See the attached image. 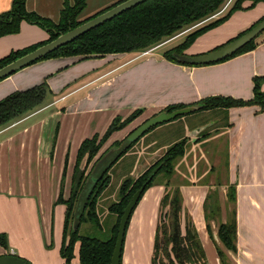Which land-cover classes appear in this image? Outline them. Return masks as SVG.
Here are the masks:
<instances>
[{"label": "crops", "instance_id": "0c3cea01", "mask_svg": "<svg viewBox=\"0 0 264 264\" xmlns=\"http://www.w3.org/2000/svg\"><path fill=\"white\" fill-rule=\"evenodd\" d=\"M12 3L13 0H0V14L9 11ZM63 3L64 0H26V8L55 20L60 16ZM249 5L250 2L245 6ZM227 8L221 12L224 13ZM221 12L214 17L225 15ZM263 18L264 2L236 11L225 23L205 33H217V40L211 38L198 44L199 48H194L193 44L185 53L198 55L214 50L249 30ZM182 34L146 52L109 54L89 59L72 56L44 59L0 81V100L15 91L26 90L43 82H47L53 97L38 110L0 130V148L15 145L24 157H15L10 162L13 163L10 168L3 160L6 155L0 152V233L7 234L9 244L8 249L0 245V255L15 254L33 264H41L31 253L28 254L26 247H18L16 237L12 235L14 230L22 233L23 229L30 228L35 202L33 195L38 194L36 185L29 187L23 181H13L14 172L26 171L31 176L46 167L44 175L50 174L48 177L51 179L53 172L63 162L64 166L58 170V174L61 173L57 198L55 195L57 201L63 180L72 178L83 140L96 133L103 135L115 118H126L135 110H142L137 119L112 135L123 140L127 137L122 136L125 131L170 105L183 103L189 106L215 96L243 99L253 96L254 78L264 76V36L257 39L255 49L231 59L211 65L189 66L168 60L164 57L166 50H162L168 42ZM48 37L44 28L23 20L19 33L0 37V59L11 51L37 44ZM262 89L264 91V83ZM223 111L227 116L226 126L221 130L218 127L216 134H209L206 138L198 139L199 136L192 135L194 130L191 132V129L199 126L190 128L184 118H179L159 125L142 139L150 137L149 145L155 146L160 134L172 131L183 123L182 138H188V146L185 155L177 160L176 171L180 170L181 177H186L179 186L183 196L184 217L188 214L193 220L208 263L221 264L217 246L208 230L204 205L211 189L220 190L222 199L219 203L223 201L221 210L226 211L228 186L216 187L213 181L198 182V176L206 178L208 172L200 175L198 171H193L195 173L190 177L180 164L188 166L191 163V167H194L204 162L219 163L220 155L215 154L214 161L208 151L213 150V141L224 135L227 157L224 178L233 187L237 217V250H226L227 259L232 260L231 264H264V110L259 106H243ZM218 124L219 121H212L204 130L207 126ZM7 133H10L9 137L4 138ZM14 135L20 136V140L12 138ZM169 142L160 145L162 147L148 156L147 160L156 161L164 154L162 151ZM25 161L27 164L19 168ZM143 164L145 162L138 164L134 173ZM216 174L220 176V172ZM170 182L173 183L172 180ZM166 191L164 184H154L139 201L126 231L122 264H152L160 202ZM55 205L63 208L65 216V205L56 202ZM226 218L227 215L223 213V222ZM184 222L185 218L183 227ZM211 227L217 239V226ZM61 245L62 241L59 251Z\"/></svg>", "mask_w": 264, "mask_h": 264}, {"label": "trees", "instance_id": "16d2710c", "mask_svg": "<svg viewBox=\"0 0 264 264\" xmlns=\"http://www.w3.org/2000/svg\"><path fill=\"white\" fill-rule=\"evenodd\" d=\"M122 1L124 0H119L108 8L82 19L83 12L88 5V0H64L59 21L56 22L50 18L42 17L35 12L28 11L26 8V0H13L11 9L0 14V37L19 33L23 20L44 28L48 32L49 37L37 44L11 51L8 55L0 59V68L56 39L62 33L68 32ZM245 1L247 0H236L225 15L194 30L183 42L172 49L166 50L164 52V57L173 62L183 64L177 56H186V50L193 45L198 37L225 23L236 11L249 9L260 2H264V0H248L250 1V5L245 6ZM226 2L227 0H146L78 37L74 41L60 47L38 61L54 57L72 56L87 59L104 57L109 54L146 52L158 47L188 29L208 21L223 10V6ZM249 30L239 34L236 38ZM262 34H264V32ZM256 46L257 39L223 61L253 50ZM263 83L264 76H256L254 78V93L249 99L233 98L231 96H215L204 98L197 104H204L202 110L218 108L227 110L232 107L243 106H259L261 110H264ZM48 93L49 86L47 82H43L26 90L15 91L1 99L0 130L41 108ZM185 106L187 105L183 103L173 104L168 106L165 110L172 112ZM141 113L142 110H135L124 119L123 122H121L122 118H115L102 136L101 140L104 142H101V140L99 142L100 134L96 133L94 136L86 138L81 143L71 178L70 196L67 200H64L61 191L57 201L58 204L65 205L64 232L60 248V254L65 260V264H71L75 256L74 250L77 243L79 244V260L81 264H111L112 255L117 242L120 220L125 207L138 189L144 184H147L144 191L145 193L156 183V179L162 173L168 176L164 183L167 187V191L160 202V217L154 237L152 264H209L205 249L193 220L188 214L184 217L183 196L180 188L169 189L172 174L175 172L176 161L185 155L188 138H183L173 144L162 158L145 170L144 173L140 174V176L127 177L121 183L119 188L120 197L109 207V214L115 215L117 218L115 225L112 226L109 231L108 220L104 221L101 219L97 204L102 194L110 186V170L139 140L133 143L94 187L88 198L80 225L78 228H74L76 206L89 176L92 174L101 158L111 149L121 146L124 139L122 141H116L111 148L101 155L88 173L87 168H81L84 158H86L88 166L89 163L97 157L105 141L116 131L131 124ZM180 117L182 116L174 120ZM155 128H152L150 131ZM202 133L203 134H200L201 136H199L198 139L206 138L209 135L208 133H204V131ZM63 181H65V179ZM231 190L233 191V187H231ZM230 197L233 201L235 200L234 191ZM209 199L208 196L205 200L207 209L209 208ZM213 204L212 213L216 211L219 212L221 209L219 201L214 200ZM184 218L185 222L183 227ZM206 219H209L208 212L206 214ZM129 223L130 220L127 228ZM83 224H89L90 227L101 236L81 234L80 230ZM208 230L211 234V238L214 239L210 224H208ZM218 237L227 250H237V217L235 210L232 211V216L229 217L227 221L220 224ZM0 245L8 249L9 244L6 233H0ZM217 251L221 264H228L226 260V251L221 248H218Z\"/></svg>", "mask_w": 264, "mask_h": 264}, {"label": "rangeland", "instance_id": "374dc122", "mask_svg": "<svg viewBox=\"0 0 264 264\" xmlns=\"http://www.w3.org/2000/svg\"><path fill=\"white\" fill-rule=\"evenodd\" d=\"M73 1V0H71ZM119 0H88V5L86 9L83 12L82 19L86 17H90L103 9L108 8L110 5L116 3ZM236 0H227L226 4L223 6V10L228 6L226 11L222 14H226L228 10L234 5ZM250 1H245L244 5L248 4ZM218 16H223V15H218ZM217 16V17H218ZM60 18V16H59ZM59 18L55 19L54 21L58 22ZM220 18V17H219ZM218 18L213 17L212 19L210 18L208 21L203 22L200 25H197L195 27H192L187 30V32H183L181 37L177 38L176 40H173L171 42H168L162 50H168L174 48L176 45L180 44L183 42L186 37L192 33L194 30L201 28L205 26L206 24L216 20ZM216 34V35H213ZM209 33L207 35L203 34L200 37L196 39V41L193 43L194 48L196 46H200L198 44H201L202 42L208 41L209 39L213 38L214 40H217V33ZM261 36H264L262 34ZM260 36V37H261ZM259 38V37H258ZM257 38V39H258ZM199 48V47H198ZM89 59V58H88ZM52 95L51 93H48L45 102H49L52 100ZM224 109L218 108V109H207V110H202L199 109L193 113L186 114L180 118H184L189 125L190 128L199 126L203 127L208 125L212 121H219V124L216 126H207L206 130H203L204 133L208 134H216L218 132V127L219 130L224 128L227 124V116L226 113L223 111ZM48 113L44 114L47 115ZM58 118V117H57ZM127 118V117H126ZM122 118L121 122L124 121ZM138 118V117H137ZM136 118V119H137ZM59 119V118H58ZM146 121V120H145ZM55 122V121H54ZM143 123V122H142ZM141 123V124H142ZM140 124V125H141ZM136 126V127H135ZM139 124L134 125L127 131H125L122 136L125 138L128 136L133 130H135ZM127 127V126H126ZM183 123L179 124L177 127L174 128L172 131H165L164 133L160 134L157 139V142L154 143L155 146L149 145L151 138L147 137L145 139H139V141L128 151L126 155H124L110 170V177H111V183L108 189L102 194L100 197L98 204H97V209L100 212L101 219L106 221L108 220V227L109 231L112 226L115 225L116 223V216L109 214V207L112 205L115 201L119 199V188L121 183L130 176L133 177H138L140 174L144 173L145 170L150 168L154 163H156L160 158L165 155V153L169 150L173 144H175L179 139L183 137ZM196 128L191 129V132L195 130ZM202 131V132H203ZM117 132V131H116ZM199 133L197 136H201ZM10 133H7L5 137H9ZM126 135V136H125ZM103 135H100L99 137V142L102 139ZM121 136V135H120ZM196 136V137H197ZM122 137V139H123ZM144 137V136H143ZM14 139H19L20 136L16 137V135L12 136ZM174 139V140H173ZM183 139V138H182ZM116 141H122L121 139H116L115 137L111 136L105 143L102 145L101 150L97 154V157L93 159L91 163L87 166V162L83 164V167L87 168V173L91 171L93 165L95 162L99 159L101 155H103L111 146L116 142ZM166 141H171L167 145V147L162 151L164 154L158 157V159L155 161L154 159L147 160L148 156H151L155 151H157L160 147V145H163ZM101 142H104L101 140ZM213 150H209L208 152L212 155V158H214L215 161V154L220 155V161L214 162V163H206L202 165L201 163L199 165H195L194 167H191V163L188 166H185L184 163L180 164L182 167V170L184 172H188V175L191 177L192 173H195L193 171H198V174L206 173L208 172V176L206 178H203V176H198V182L205 183L208 181H213V185L216 187L220 185H227L228 186V194H227V210L223 211L220 209V211H216L215 213H212V206L214 205L213 202L214 200H217L220 202L222 199L220 190H213L211 189L210 193L208 194L209 196V208L207 209L205 206V213L209 215V219H207V223L211 224V226H217L215 230L217 231V236H218V230L220 224L223 222L222 219V214L224 213L225 216L227 215L228 217L226 218L229 219V217L232 216V211L234 209V202L231 199L230 195L233 193L231 190L232 185L224 178L225 171L227 169V164H226V142L224 139V135H221L219 138L215 139L213 141ZM148 146V147H147ZM152 146V147H150ZM188 146V145H187ZM143 149V153L146 155L144 157L143 153L140 151ZM0 152L6 155V158H3L5 164H7L10 168L13 167L12 160H14L15 157L17 158H24L23 155L19 152L18 148L14 146L7 145L5 147L0 148ZM10 157V158H7ZM1 160V158H0ZM145 162L142 166H139L137 171L134 173L133 170H135L136 166L140 163ZM178 161H176L177 164ZM27 164V161L23 162L22 164L19 162V168L22 167L23 164ZM56 165H59L58 162H54ZM194 164V163H193ZM207 164V167H206ZM214 164V165H213ZM82 165V164H81ZM64 164L61 162V164L58 166L57 170L53 172V175H51V179H49V175H44L46 167H43V169L35 173L34 175L27 174L25 171L22 173V171H18L17 173L14 172L12 174V180L13 181H18L21 183L23 181L24 185L28 183V186L31 187L33 185L37 186L38 189V194L33 195V198L35 199L34 202V208L32 210V214L30 216V228L28 230H22V233L18 232L17 230L13 231V236L15 238V243L19 247L21 245L22 247H26L28 254H32L33 257L41 264H65V260L62 258L60 251H59V246L61 241L63 240V232H64V210L61 206H56L55 202V195L56 198L58 196L59 192V186H60V173L58 174L59 168L63 167ZM87 166V167H86ZM213 170H211L212 168ZM208 169V170H207ZM178 171V170H177ZM176 171V166H175V172L172 174L171 180L172 184L170 185L169 189H176L180 188V184L184 183L186 180V177H181L182 175L180 174V170L177 172ZM217 172H220V176L217 177ZM197 173V172H196ZM195 176V174H193ZM166 178H168L167 175L162 173L157 179L155 184H164L166 181ZM195 180V179H194ZM197 180V179H196ZM56 187V188H55ZM70 187H71V177L67 178L65 181L62 182L61 185V191L63 193V198L64 200H67L70 196ZM57 191L56 194L54 192ZM223 201L220 203V208L221 204ZM58 204V203H57ZM207 211V212H206ZM214 230V229H213ZM81 234H90V235H96V236H101L99 233L95 232L92 227H90L89 224H83L81 226L80 230ZM109 233V232H107ZM212 235L214 236L213 240L215 242V245L218 248H221L223 250H227L221 241L219 240V237L217 239L215 238L214 231L211 232ZM79 253V244L77 243L75 245V250H74V258L71 261V264H81L79 261L78 257ZM240 258V257H238ZM28 260V259H27ZM228 264H231L232 260L231 259H226ZM30 261V260H28ZM31 262V261H30ZM209 262V261H208Z\"/></svg>", "mask_w": 264, "mask_h": 264}, {"label": "water", "instance_id": "95a60500", "mask_svg": "<svg viewBox=\"0 0 264 264\" xmlns=\"http://www.w3.org/2000/svg\"><path fill=\"white\" fill-rule=\"evenodd\" d=\"M146 0H124L115 6L103 11L102 13L96 15L95 17L89 19L88 21L82 23L81 25L69 30L66 33H62L56 39L38 47L37 49L19 57L18 59L12 61L6 66L0 68V80L9 77L15 72L21 70L22 68L42 59L48 54L56 51L60 47L74 41L78 37L86 34L87 32L97 28L98 26L104 24L107 21L112 20L121 13L139 5ZM264 32V19L260 21L257 25L247 31L240 37L214 49L209 52L198 54V55H186L177 56L183 64L189 66H204L211 65L221 62L228 58L229 56L235 54L237 51L242 49L244 46L257 39ZM204 104H193L178 108L172 112L168 110H163L154 116L150 117L139 125L135 130H133L124 140L121 146L116 147L108 151L101 160L97 163L92 174L86 185L81 192L79 197L76 210H75V220L74 228H78L81 222V217L85 211L86 204L90 194L92 193L94 187L101 180L104 174L111 168V166L122 156V154L130 148V146L142 138L147 132L152 128H155L161 124L173 121L179 116H184L186 114L193 113L199 109H202ZM206 126L196 128L192 135L197 136L201 133ZM86 158H84L81 168L85 163ZM134 174L133 176H135ZM147 184H144L140 189H138L128 205L125 207L123 215L120 220V226L118 229L117 242L112 255L111 264H121V258L123 254V247L125 242V235L127 230L128 222L132 216L133 211L138 205L142 194L145 191ZM0 264H33L27 259L15 255V254H4L0 255Z\"/></svg>", "mask_w": 264, "mask_h": 264}]
</instances>
